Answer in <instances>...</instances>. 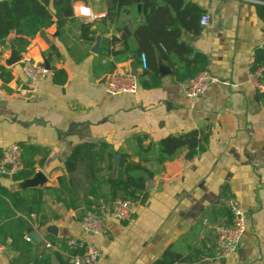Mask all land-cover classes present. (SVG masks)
I'll use <instances>...</instances> for the list:
<instances>
[{
  "label": "crops",
  "instance_id": "0c3cea01",
  "mask_svg": "<svg viewBox=\"0 0 264 264\" xmlns=\"http://www.w3.org/2000/svg\"><path fill=\"white\" fill-rule=\"evenodd\" d=\"M186 2L200 6L209 21L206 26L200 25L199 33L182 30L180 40L207 57L205 71L215 79L194 100L184 96L187 79H177L171 62L159 54L155 58L157 74L152 68L142 70L140 58L115 62L112 56L101 57L104 38H120L122 26L133 29L142 21L138 6L136 12L116 14L115 24H110L104 20L105 0L73 2L72 6L89 8L94 17L73 14L61 30L55 26L48 29L49 40L36 35L20 53L48 64L50 70L65 69L68 78L63 86L54 84L50 73L38 82L26 79L19 63L10 66L13 77L9 82L0 78V149L11 142H25L48 150L44 163L36 164V171L46 177L38 189L58 186L64 162L79 143L106 142L114 151L131 153L136 136L156 142L170 134L209 126L202 153L186 159L182 149L173 160L165 162L163 169L150 164L157 172L146 181L150 184L146 188L148 198L143 204L132 205L130 218L114 220L109 215L110 207L102 212L106 216L103 235L84 233L79 209L64 208L45 191L46 212L58 216L36 229L37 219L32 214L31 232L41 238L35 241H45V236L55 241L53 249L61 257H53L52 264L66 263L64 253L76 248L67 243L70 239L95 243L100 251L96 264H151L168 247L188 256V264L201 256L199 264H264V101L252 87L249 72L255 47L264 45V20L258 17V2L254 0ZM81 23L91 25L86 38L81 36ZM97 36L100 45L95 53L92 48ZM10 41L14 42L12 35L7 46L0 47L2 64L9 56ZM50 45L61 57L51 55L46 61L43 51ZM129 46L135 44L131 41ZM121 47L120 40L113 44V49ZM106 62H113L114 69L130 72L134 66L137 92L108 93L103 85L109 73ZM140 80L157 85L144 88ZM114 156L113 176L118 163ZM34 158L38 161L41 156ZM74 176L82 186L81 171ZM19 182L0 178V185L10 192L33 189H20ZM230 198L243 208L246 227L235 253L222 260L212 259V255H203L209 251L212 254L214 249L215 234L208 226L225 223L227 217L218 203L226 207ZM17 255V251L0 244V264H10Z\"/></svg>",
  "mask_w": 264,
  "mask_h": 264
},
{
  "label": "trees",
  "instance_id": "16d2710c",
  "mask_svg": "<svg viewBox=\"0 0 264 264\" xmlns=\"http://www.w3.org/2000/svg\"><path fill=\"white\" fill-rule=\"evenodd\" d=\"M80 0H0V47L7 46V39L13 36L16 48L24 53L36 35L49 40L48 29L52 26L61 30L66 22L73 17V2ZM256 3V13L264 20V0ZM107 13L105 21L115 24L118 0H105ZM140 7L142 21L135 28L122 26L120 38H104L100 50L101 57L112 56V61L118 62L128 58L137 61L142 53L145 54L148 68L157 74L155 66L156 54L168 61L173 67V74L179 80H186L196 73L205 70L207 57L195 52L191 45L180 40L182 30L199 33L200 18L204 11L196 4L186 0H123L121 15L136 12ZM91 25L80 24L81 36L86 38ZM92 37L90 38V40ZM120 40L122 47L113 49V44ZM135 47H130L129 42ZM0 78L4 83L12 77V67L1 63ZM51 55L61 57L54 45L43 51V56L50 60ZM176 60L178 66L173 60ZM108 72L114 70L113 62H106ZM263 68L259 80H264V45L256 46L253 52L249 71L254 73ZM54 84L63 86L67 81V73L63 68L49 70ZM140 85L149 88L157 83L149 84L140 80ZM264 101V94L256 91ZM209 126L193 129L181 134H170L156 142L146 141V136H136V146L131 153L114 151L106 142L100 144L82 142L75 145L64 162V173L57 178L56 188H33L20 192H10L0 185V244L17 251L18 255L10 260V264H52V258L60 259L61 255L54 250L55 241L45 236V241H27L33 228L31 215L37 219L36 229L46 225L58 215H49L43 202L46 192L53 196L56 202L64 208L79 209L80 217L86 211L102 213L109 209L116 199L127 201L130 205L143 204L148 198L146 181L154 177L157 169L164 168L167 161L173 160L180 150H185L184 157L191 159L205 150L208 141ZM20 154L18 162L22 169L12 178L15 181L25 180L36 172V164L41 166L48 150L25 142L19 143ZM119 155L116 173L113 176V156ZM40 155L36 161L34 158ZM137 158V161L133 160ZM81 171L84 184L81 186L76 174ZM107 171L106 174H102ZM82 188L83 191H79ZM224 195V194H223ZM222 215L227 217L225 223L231 220L227 207L218 203ZM46 242L51 247L46 246ZM65 243V242H64ZM63 243V245H64ZM83 247L76 245L70 252L82 251ZM212 255L211 252L203 254ZM200 258H203L201 256ZM199 258V259H200ZM191 264H199L198 260ZM188 256H182L168 247L161 257L151 264H188ZM67 264V261L66 263Z\"/></svg>",
  "mask_w": 264,
  "mask_h": 264
},
{
  "label": "built area",
  "instance_id": "2783aa9c",
  "mask_svg": "<svg viewBox=\"0 0 264 264\" xmlns=\"http://www.w3.org/2000/svg\"><path fill=\"white\" fill-rule=\"evenodd\" d=\"M255 2H259L254 0ZM73 14L82 17L94 16L90 13L89 8L84 6H72ZM87 10V11H85ZM209 16L203 14L200 18V25H208ZM252 62V60H251ZM140 67L147 70V60L144 53L140 55ZM23 76L33 82H38L49 75V70L41 61L34 60L28 55H22L19 61ZM263 68L256 70L254 73L250 71V81L254 90L264 94V80H259L260 72ZM215 81L214 77L207 71L203 70L187 79L184 89V96L188 100H194L204 94L211 84ZM105 89L110 94L119 93H136L139 84L136 75H132L128 70L114 69L107 74L103 81ZM20 145L17 142H11L0 149V178H13L21 169L19 164ZM226 207L231 214L229 223H215L208 227L215 234L214 249L212 259L222 260L235 253L240 245L242 234L246 227V215L240 203L235 198L226 201ZM109 215L114 220H125L131 217L134 210L132 205L127 201L116 199L109 210ZM80 226L84 233L91 235H103L106 232L104 213L94 211H86L79 218ZM25 239L30 241V235H26ZM71 245L83 247L82 251L64 253L67 264H96L100 251L98 246L92 242H77L76 240H68ZM46 246L51 247L49 242Z\"/></svg>",
  "mask_w": 264,
  "mask_h": 264
},
{
  "label": "water",
  "instance_id": "95a60500",
  "mask_svg": "<svg viewBox=\"0 0 264 264\" xmlns=\"http://www.w3.org/2000/svg\"><path fill=\"white\" fill-rule=\"evenodd\" d=\"M122 1L123 0H118L117 2V17L120 15V12H121V8H122ZM139 1V0H138ZM100 45V37L97 36L96 37V42L92 48V51L97 53L98 52V47ZM9 49H10V52H9V56L7 58H4L3 59V64L5 66H13L17 63H19L20 59H21V54L20 52L18 51V49L16 48V45L14 44L13 41H10L9 42ZM45 66L49 69V66L48 64H45ZM132 68V71L130 72L132 75H136V71H135V68L134 66L131 67ZM166 71V69L164 70V68L162 69V73H164ZM118 160V156L115 155L114 156V162H117ZM46 181V177L45 175L41 172V171H36L33 176L25 179V180H22L18 183V187L20 189H26V188H36V187H41L44 182ZM146 188H150V184H146ZM51 229H55L54 227H52ZM54 232V231H53ZM31 237L34 239V240H40V236H38L35 232H31L30 233Z\"/></svg>",
  "mask_w": 264,
  "mask_h": 264
},
{
  "label": "clouds",
  "instance_id": "9594fccd",
  "mask_svg": "<svg viewBox=\"0 0 264 264\" xmlns=\"http://www.w3.org/2000/svg\"><path fill=\"white\" fill-rule=\"evenodd\" d=\"M85 11H87V10H85Z\"/></svg>",
  "mask_w": 264,
  "mask_h": 264
},
{
  "label": "rangeland",
  "instance_id": "374dc122",
  "mask_svg": "<svg viewBox=\"0 0 264 264\" xmlns=\"http://www.w3.org/2000/svg\"><path fill=\"white\" fill-rule=\"evenodd\" d=\"M80 177V176H79ZM81 178V177H80Z\"/></svg>",
  "mask_w": 264,
  "mask_h": 264
}]
</instances>
